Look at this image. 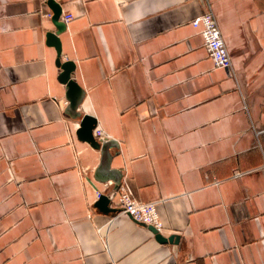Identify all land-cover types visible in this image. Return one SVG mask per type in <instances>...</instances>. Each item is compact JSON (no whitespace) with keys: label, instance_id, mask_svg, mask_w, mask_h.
I'll return each mask as SVG.
<instances>
[{"label":"crops","instance_id":"1","mask_svg":"<svg viewBox=\"0 0 264 264\" xmlns=\"http://www.w3.org/2000/svg\"><path fill=\"white\" fill-rule=\"evenodd\" d=\"M55 2L78 110L180 241L94 206L115 183L94 178L100 152L65 110L53 11L0 0V264H264V0ZM210 6L229 69L191 24Z\"/></svg>","mask_w":264,"mask_h":264},{"label":"water","instance_id":"2","mask_svg":"<svg viewBox=\"0 0 264 264\" xmlns=\"http://www.w3.org/2000/svg\"><path fill=\"white\" fill-rule=\"evenodd\" d=\"M47 4L53 11L52 20L55 22L57 31H49L46 33V43L54 46L56 50L55 65L60 69L58 79L59 82L64 85V97L68 102L65 110L70 116L80 118V128L78 130L80 137L88 141L93 148L98 149L100 152V164L96 167L94 178L102 181L112 179L115 183L114 189H116L123 177V171L121 168L112 167L113 159L120 155L119 142L115 139H96L93 135V129L96 124L95 119L89 115H82L78 110L85 96V90L76 82L74 78V71L76 67L75 62L73 60L63 61L61 59L59 27L63 23L57 22L61 12L60 5L55 2V0H47ZM94 206L107 213L117 210L116 208L110 206V200L105 194H101L97 198L94 202ZM148 228L154 234L156 240L161 243L176 244L180 241L179 235L171 234L169 236H165L161 232H158L153 226H148Z\"/></svg>","mask_w":264,"mask_h":264},{"label":"built area","instance_id":"3","mask_svg":"<svg viewBox=\"0 0 264 264\" xmlns=\"http://www.w3.org/2000/svg\"><path fill=\"white\" fill-rule=\"evenodd\" d=\"M70 18V15H62V20L64 21H68ZM191 24L193 26H201L204 46L214 65L227 69L231 68L232 61L211 6L199 16L193 18ZM95 135L98 139L104 140L101 128L95 129ZM122 182L123 180L120 182L118 188L109 192L104 193L97 190V197L105 194L110 200V206L118 208V213L127 214L134 221L147 226H153L158 232H161L163 225L156 209L157 202L139 201L133 197L128 186Z\"/></svg>","mask_w":264,"mask_h":264}]
</instances>
